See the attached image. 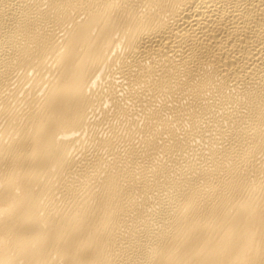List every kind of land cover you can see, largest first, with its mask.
Returning <instances> with one entry per match:
<instances>
[{
    "label": "bare ground",
    "instance_id": "6f19581e",
    "mask_svg": "<svg viewBox=\"0 0 264 264\" xmlns=\"http://www.w3.org/2000/svg\"><path fill=\"white\" fill-rule=\"evenodd\" d=\"M0 264H264V0H0Z\"/></svg>",
    "mask_w": 264,
    "mask_h": 264
}]
</instances>
